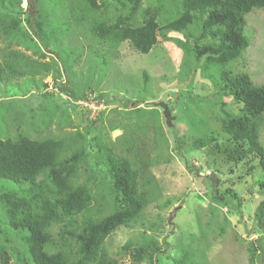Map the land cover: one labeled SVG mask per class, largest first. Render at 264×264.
<instances>
[{"label": "trees", "instance_id": "16d2710c", "mask_svg": "<svg viewBox=\"0 0 264 264\" xmlns=\"http://www.w3.org/2000/svg\"><path fill=\"white\" fill-rule=\"evenodd\" d=\"M23 1L0 0V82L28 71L33 74L52 72L47 60L43 61L45 52L50 49L44 52L40 47H25L18 36L20 10H33L28 23L43 40L40 45L48 46L43 31L46 21L40 11L43 5L40 9H31L35 6L34 0H26L24 8ZM72 1L73 31L86 27L97 45L106 46L108 52L104 51L103 60L110 63L119 56L123 45L132 53H149L159 44V37L172 40L170 32L182 33L184 38L178 41L197 62L204 58L205 70L212 66L220 68L218 78L212 76L216 72L211 77L208 75L218 95L236 103L230 109L227 101H222L221 113L216 116L221 130L237 144L227 151L226 159L235 165L246 163L253 175L257 166L264 169L261 130L264 82L257 83L250 73L241 71L236 65L234 68L228 66L230 62L238 63L252 44L246 34V16L255 9L264 8V0H175L174 13L162 20L160 16L165 11L162 2L143 9L145 0ZM109 6L114 8L112 14H109ZM42 13L45 16L44 11ZM139 14L140 21L137 20ZM76 39L78 46L84 47L82 39L77 35ZM55 56V66H59L53 71L55 85L72 91L77 100L89 99L90 93L77 94L68 80L62 78L60 68L65 70L66 61L59 54ZM83 56L82 52L75 55V65L79 69V65L87 62ZM148 81L145 72L144 82ZM98 95L99 101L103 100V93ZM53 117L42 125L50 124ZM149 121L157 129L158 125ZM28 123L31 125L27 126ZM35 124L33 114L26 109L6 119L0 117V133L7 136H0V234L4 236V241H0V257L5 259L4 263L10 261L9 250L17 254L21 264H125V256L129 264L158 263L163 244L156 235L148 233L153 226L139 224L152 197L158 193L157 179L151 170L155 159L150 157V152L143 153L137 140L133 145L122 143L117 149L111 140L99 134V130L94 133L88 128L82 132L74 127L75 132L65 136L32 138L30 130ZM216 140L214 134L208 133L191 140V144L193 148H203ZM180 144L178 141L175 150L180 149ZM92 158L96 159L95 167L90 163ZM99 168L104 169V175ZM83 172L87 174L85 179ZM98 180L104 183L101 194L94 192ZM254 182L264 192V179ZM216 190L208 191L214 201L225 196ZM226 192L228 201L234 206L237 201L236 212L241 216L240 195L232 187ZM254 216L262 226L264 199ZM122 227H140V238L128 240L113 255L105 243ZM19 242L21 249L13 245ZM249 251L250 263H254L258 248L252 244ZM174 264L196 263L185 251L174 259Z\"/></svg>", "mask_w": 264, "mask_h": 264}, {"label": "rangeland", "instance_id": "374dc122", "mask_svg": "<svg viewBox=\"0 0 264 264\" xmlns=\"http://www.w3.org/2000/svg\"><path fill=\"white\" fill-rule=\"evenodd\" d=\"M176 1L145 0L143 9L162 2L165 10L160 16L162 20L174 13ZM23 5L26 8L27 3L23 1ZM33 5L31 9H40L43 5L40 11L46 21L43 31L48 46L40 45L43 40L28 23L33 10H20L18 36L25 47L50 49V52L44 51L47 55L42 59L51 65L52 72L26 71L0 82V117L6 119L26 109L39 125L35 124L30 130L32 138L65 136L75 129L83 132L88 128L94 133L99 130L117 149L122 143L133 145L137 140L143 153L149 151L150 157L155 159L151 170L157 179L158 193L152 197L139 224L153 226L148 233L156 235L163 244L160 260L153 264H174V259L185 251L193 256L196 264H264V223L261 226L254 216L264 199V192L254 181L264 179V169L257 166L253 175L246 163L235 165L226 159L227 151L237 144L221 130L216 116L221 113L222 101H227L230 109L236 103L219 96L208 77L216 72L212 76L218 78L220 68L212 66L205 70L204 58L197 62L193 54L186 52L178 41L184 37L176 31L168 34L174 38L172 40L159 37V44L149 53H132L123 45L116 59L111 63L104 61V51L108 52L106 46L97 45L86 27L73 31L72 0H34ZM108 9L112 14L114 8L109 6ZM246 19V34L252 44L238 63L230 62L228 66L236 65L250 73L257 83H263L264 8L250 12ZM137 20H141L140 14ZM75 34L82 39L84 47L78 46ZM81 52L87 62L79 65V69L75 55ZM56 54L66 61L65 70L60 68L62 78L68 80L77 94L90 93L89 99L77 100L72 91L55 85L53 71L59 69L55 66ZM145 72L149 77L147 83L144 82ZM100 92L104 101L97 98ZM136 107L141 109L135 110ZM52 116V122L43 126ZM149 120L160 127L156 129ZM261 130L264 136V122ZM208 133L214 134L217 140L203 148L192 147L191 140ZM0 136L7 137L2 133ZM178 141L180 149L175 150ZM95 161L90 160L93 167ZM99 170H102L101 175L105 174L103 168ZM83 174L85 179L87 174ZM95 184L98 186L94 192L101 194L104 183L98 180ZM229 187L242 199L241 216L236 212L237 201L235 206L228 201L226 190ZM213 188L225 196L215 201L210 199L208 191ZM140 230V227L119 228L106 240L108 251L115 255L128 240L139 239ZM0 241H4L2 234ZM252 244L259 251L254 263H250ZM13 245L22 248L21 242ZM8 253L9 263H4L5 259L0 257V264H21L16 253L12 250ZM127 258H123L125 264H129Z\"/></svg>", "mask_w": 264, "mask_h": 264}, {"label": "clouds", "instance_id": "9594fccd", "mask_svg": "<svg viewBox=\"0 0 264 264\" xmlns=\"http://www.w3.org/2000/svg\"><path fill=\"white\" fill-rule=\"evenodd\" d=\"M24 2L27 3L26 0H24ZM23 6H24V5H23ZM25 6H26V5H25Z\"/></svg>", "mask_w": 264, "mask_h": 264}, {"label": "crops", "instance_id": "0c3cea01", "mask_svg": "<svg viewBox=\"0 0 264 264\" xmlns=\"http://www.w3.org/2000/svg\"><path fill=\"white\" fill-rule=\"evenodd\" d=\"M26 4V3H25Z\"/></svg>", "mask_w": 264, "mask_h": 264}, {"label": "water", "instance_id": "95a60500", "mask_svg": "<svg viewBox=\"0 0 264 264\" xmlns=\"http://www.w3.org/2000/svg\"><path fill=\"white\" fill-rule=\"evenodd\" d=\"M171 218V217H170Z\"/></svg>", "mask_w": 264, "mask_h": 264}]
</instances>
